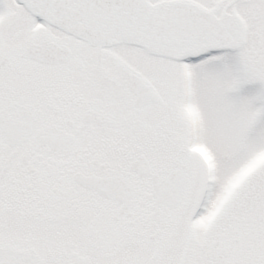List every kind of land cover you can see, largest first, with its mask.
I'll return each mask as SVG.
<instances>
[{
  "label": "snow or ice",
  "instance_id": "obj_1",
  "mask_svg": "<svg viewBox=\"0 0 264 264\" xmlns=\"http://www.w3.org/2000/svg\"><path fill=\"white\" fill-rule=\"evenodd\" d=\"M0 264H264V0H0Z\"/></svg>",
  "mask_w": 264,
  "mask_h": 264
}]
</instances>
